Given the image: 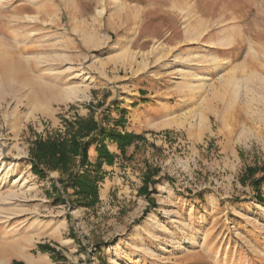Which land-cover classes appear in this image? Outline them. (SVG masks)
<instances>
[{
  "label": "rangeland",
  "instance_id": "rangeland-1",
  "mask_svg": "<svg viewBox=\"0 0 264 264\" xmlns=\"http://www.w3.org/2000/svg\"><path fill=\"white\" fill-rule=\"evenodd\" d=\"M121 109L144 139L109 143L96 207L34 172L36 140ZM248 166L264 174V0H0V261L264 264Z\"/></svg>",
  "mask_w": 264,
  "mask_h": 264
},
{
  "label": "trees",
  "instance_id": "trees-1",
  "mask_svg": "<svg viewBox=\"0 0 264 264\" xmlns=\"http://www.w3.org/2000/svg\"><path fill=\"white\" fill-rule=\"evenodd\" d=\"M126 115L127 111L121 109L114 126H104L103 119L88 117L78 120L77 126L72 127L70 138L49 137L46 140H36L30 157L34 172L44 178L47 171L60 170L67 174V178L61 179V182L63 186L72 189L71 195L75 197L73 203L89 208L96 207L100 202L99 182L105 175L103 165H114L118 158V154L110 150L109 143L115 144L120 154L126 158L129 157L128 149L144 139L142 134L125 130ZM106 117L110 118V115ZM92 144L96 145V162L90 159L89 150ZM262 170L263 166H248L241 178L243 183L249 182L254 188L259 202H264V174H256ZM39 247L44 252L54 251L46 244H40Z\"/></svg>",
  "mask_w": 264,
  "mask_h": 264
},
{
  "label": "crops",
  "instance_id": "crops-1",
  "mask_svg": "<svg viewBox=\"0 0 264 264\" xmlns=\"http://www.w3.org/2000/svg\"><path fill=\"white\" fill-rule=\"evenodd\" d=\"M21 260L25 261L24 264H52L51 262L42 263L39 258L27 254H23Z\"/></svg>",
  "mask_w": 264,
  "mask_h": 264
},
{
  "label": "bare ground",
  "instance_id": "bare-ground-1",
  "mask_svg": "<svg viewBox=\"0 0 264 264\" xmlns=\"http://www.w3.org/2000/svg\"><path fill=\"white\" fill-rule=\"evenodd\" d=\"M13 167H9V169H12ZM0 264H6L5 261H0Z\"/></svg>",
  "mask_w": 264,
  "mask_h": 264
}]
</instances>
